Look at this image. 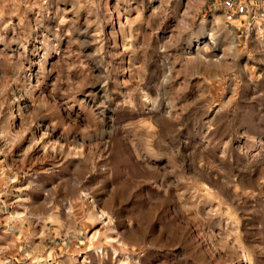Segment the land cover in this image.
<instances>
[{"label": "rangeland", "instance_id": "rangeland-1", "mask_svg": "<svg viewBox=\"0 0 264 264\" xmlns=\"http://www.w3.org/2000/svg\"><path fill=\"white\" fill-rule=\"evenodd\" d=\"M0 201V264H264V0H0Z\"/></svg>", "mask_w": 264, "mask_h": 264}, {"label": "crops", "instance_id": "crops-1", "mask_svg": "<svg viewBox=\"0 0 264 264\" xmlns=\"http://www.w3.org/2000/svg\"><path fill=\"white\" fill-rule=\"evenodd\" d=\"M241 1H245V0H239V3H241ZM246 1H248L249 2V0H246ZM239 6V5H238ZM236 11H239L238 9H236ZM229 16H231V15H229ZM3 193V192H2ZM1 202V201H0ZM2 203V202H1ZM0 214H1V211H0ZM8 230H9V226H6V228H4V227H1L0 228V235H4V236H6V237H9V232H8ZM0 247H2V246H0Z\"/></svg>", "mask_w": 264, "mask_h": 264}, {"label": "bare ground", "instance_id": "bare-ground-1", "mask_svg": "<svg viewBox=\"0 0 264 264\" xmlns=\"http://www.w3.org/2000/svg\"><path fill=\"white\" fill-rule=\"evenodd\" d=\"M206 37V36H205Z\"/></svg>", "mask_w": 264, "mask_h": 264}]
</instances>
